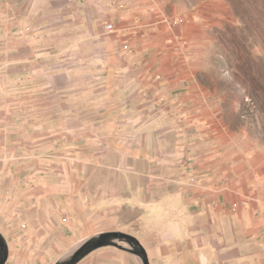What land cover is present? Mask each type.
Masks as SVG:
<instances>
[{"label": "rangeland", "instance_id": "374dc122", "mask_svg": "<svg viewBox=\"0 0 264 264\" xmlns=\"http://www.w3.org/2000/svg\"><path fill=\"white\" fill-rule=\"evenodd\" d=\"M108 23L115 25L111 34ZM0 48H32L0 53V79L26 84L33 101L22 112L26 122L47 99L76 104L91 124L157 125L167 138L177 131L188 146L178 150L189 158L187 168L195 163L193 171L215 174L213 182L220 178L240 207L264 213V0H0ZM171 147L170 139L161 154L131 147L130 155L142 151L148 162L155 153L163 163L122 167L147 174L186 169L170 165ZM211 241L212 253L245 246ZM174 242L171 254L191 261L161 255L152 262L204 264L199 244ZM168 250L162 244L158 251Z\"/></svg>", "mask_w": 264, "mask_h": 264}, {"label": "crops", "instance_id": "0c3cea01", "mask_svg": "<svg viewBox=\"0 0 264 264\" xmlns=\"http://www.w3.org/2000/svg\"><path fill=\"white\" fill-rule=\"evenodd\" d=\"M31 50L0 48V53ZM0 81V132L5 134L0 141V233L9 247L6 264H57L88 240L110 232L135 236L151 264L161 255L181 259L177 247V254L170 252L175 239H183L187 248L199 244L203 263L264 264V251H252L264 250V213L248 203L240 207L235 195L220 186V178L214 183L215 174L193 171L195 163L187 168L189 158L182 159L178 150L188 146L177 131L167 138L157 125L91 124L76 104H51L47 99H41L34 119L26 122L23 113L33 102L25 96L26 84ZM166 139L176 150L170 165L186 169L168 174L124 171L125 165L163 163L155 153L161 154ZM131 147L155 153L146 162L142 151L130 155ZM115 151L122 156L114 157ZM211 240L245 246L212 253ZM162 244L169 249L164 254L158 251ZM78 264L143 261L131 252L104 247Z\"/></svg>", "mask_w": 264, "mask_h": 264}, {"label": "water", "instance_id": "95a60500", "mask_svg": "<svg viewBox=\"0 0 264 264\" xmlns=\"http://www.w3.org/2000/svg\"><path fill=\"white\" fill-rule=\"evenodd\" d=\"M119 242H125L129 244L131 248L120 246ZM104 247H117L121 250L131 252L139 256L142 259L143 264H151L148 253L140 241L135 236L122 232L105 233L97 238L88 240L80 246L70 258L57 264H78L89 254ZM8 258L9 247L4 236L0 233V264H6Z\"/></svg>", "mask_w": 264, "mask_h": 264}, {"label": "built area", "instance_id": "2783aa9c", "mask_svg": "<svg viewBox=\"0 0 264 264\" xmlns=\"http://www.w3.org/2000/svg\"><path fill=\"white\" fill-rule=\"evenodd\" d=\"M105 31L108 33V34H111L115 31V25L113 23H108L106 24L105 26Z\"/></svg>", "mask_w": 264, "mask_h": 264}, {"label": "bare ground", "instance_id": "6f19581e", "mask_svg": "<svg viewBox=\"0 0 264 264\" xmlns=\"http://www.w3.org/2000/svg\"><path fill=\"white\" fill-rule=\"evenodd\" d=\"M205 260H206V258H205ZM204 264H207V260H206V261H204Z\"/></svg>", "mask_w": 264, "mask_h": 264}]
</instances>
